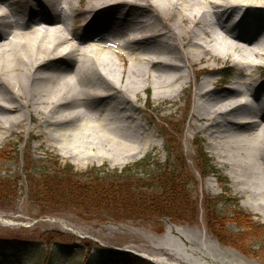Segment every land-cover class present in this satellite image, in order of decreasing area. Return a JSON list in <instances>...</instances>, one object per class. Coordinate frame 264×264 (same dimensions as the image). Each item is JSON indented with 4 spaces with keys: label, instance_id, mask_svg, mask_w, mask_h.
<instances>
[{
    "label": "bare ground",
    "instance_id": "bare-ground-1",
    "mask_svg": "<svg viewBox=\"0 0 264 264\" xmlns=\"http://www.w3.org/2000/svg\"><path fill=\"white\" fill-rule=\"evenodd\" d=\"M243 1L0 0V143L29 118L64 156L100 145L132 154L139 146L129 140L147 131L128 125L126 110L137 108L129 93L153 89V98L177 101L192 71L228 64L239 70L225 89L213 77L196 81L190 128L201 123L246 206H264V79L256 72L264 68V7ZM237 7L263 12L248 27L227 26L220 13ZM195 244L201 249L191 244L190 258L180 254L175 264H247Z\"/></svg>",
    "mask_w": 264,
    "mask_h": 264
},
{
    "label": "rangeland",
    "instance_id": "rangeland-1",
    "mask_svg": "<svg viewBox=\"0 0 264 264\" xmlns=\"http://www.w3.org/2000/svg\"><path fill=\"white\" fill-rule=\"evenodd\" d=\"M255 1L264 7V0ZM114 58L122 69L124 61ZM262 69H256V72L264 79ZM238 70L224 64L214 72L203 69L196 74L192 71L185 84L188 91L181 93L177 101L155 99L153 89L142 90L137 97L129 93L127 98L134 99L137 108L126 110L132 115V122L128 125L137 133L147 131L140 141L138 136H135V141L129 140L135 147L139 146L132 154L125 153L124 149L105 153L100 145L99 149H91L76 158L64 156L61 144L41 134L46 127H37L28 118V124L15 128L0 143V183L5 184L0 185V239L29 243V248L21 252L25 264H111L107 261L105 249L128 251L152 264H175L180 254H187L190 258L188 249L194 246L200 248L195 242L210 246L231 262L236 258L247 264H264V206L257 210L246 206L244 194L232 187L230 172L211 150V139L207 132L198 129L201 123L197 122L195 127L190 128L196 81L200 82L206 77L223 82L226 80L227 84L220 86L225 89ZM238 132L242 134V131ZM166 134L171 141H175L178 156L187 161L193 173L180 178L182 186L176 192L179 197L175 210L178 216L134 221L115 216L109 209L87 206L84 201H81V207L75 206L76 210L69 209L57 194L37 196V184L32 185L25 179L26 168L36 173L42 172L54 167L55 162H59L63 168L71 164L75 172L90 176L99 169L121 172L132 167L131 172L126 173L132 180L137 177L152 178L154 173H159L165 167L169 158L173 159L166 150ZM147 144H151L150 147L141 151ZM200 146L212 160L213 168L220 172L219 176L210 174L204 177L198 169L202 161L198 150ZM136 164L140 166L136 167ZM177 173L184 174L185 169L178 168ZM7 178L10 183H7ZM235 211L245 212L251 222L243 225L239 220L237 223L232 216ZM140 215L143 213L132 216ZM172 229L175 231L171 232ZM179 233L185 239L194 238V241L184 242ZM153 258H161L164 262H157ZM0 264L15 263L0 260Z\"/></svg>",
    "mask_w": 264,
    "mask_h": 264
},
{
    "label": "trees",
    "instance_id": "trees-1",
    "mask_svg": "<svg viewBox=\"0 0 264 264\" xmlns=\"http://www.w3.org/2000/svg\"><path fill=\"white\" fill-rule=\"evenodd\" d=\"M165 138H168L167 134ZM165 141L166 150L173 159L170 160L169 158L165 167L159 173H154L152 178L137 177L134 178L135 180L133 179L135 182H132L130 175H126L127 172H131L132 167L121 172L119 170L109 172L105 169H99L90 173L91 176L86 174L87 178H85L86 175L75 172V167L71 164L65 165L63 168L59 162H55L54 167L42 172L36 173L26 168L25 179L29 180L32 185L37 184V196L49 197L57 194L58 198L64 201L69 209H75V206L81 207L83 205L81 201H84L87 206L91 205L95 209L101 208V210L109 209V211L114 212L115 216L120 215V217L134 221L178 216L179 214L177 215L175 210L178 207L176 203L179 197L176 192L182 186L180 178L193 175V173L189 170L187 161L178 156L179 151L176 149L175 141H171L170 138L165 139ZM198 150L201 156L200 160H202L198 164V169L203 176L208 177L212 173L218 174L213 170L211 160L202 146ZM135 166L139 167L140 164ZM178 168H184L185 173L178 174ZM6 180L7 183H10L8 178ZM0 185L5 184L0 183ZM41 190L43 192L40 194ZM55 190L58 191L55 192ZM138 212L143 213V215L133 218L132 215ZM232 216L237 223L240 220L244 223L243 225L251 222L249 215H245L243 211H235ZM29 246V243L23 241L0 239V260L8 263L12 261L15 264H25L21 252L23 249H28ZM103 251H106L107 261L111 264H152L149 260L129 252L109 249Z\"/></svg>",
    "mask_w": 264,
    "mask_h": 264
}]
</instances>
